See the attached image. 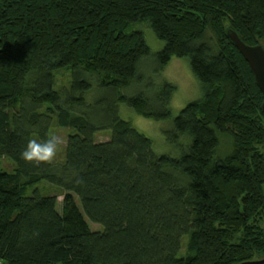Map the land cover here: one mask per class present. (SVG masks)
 Here are the masks:
<instances>
[{"label":"trees","instance_id":"obj_1","mask_svg":"<svg viewBox=\"0 0 264 264\" xmlns=\"http://www.w3.org/2000/svg\"><path fill=\"white\" fill-rule=\"evenodd\" d=\"M142 24L165 42L158 69L188 58L203 85V98L174 119L172 138L188 140L180 157L157 154L116 105L168 119L174 84L159 89L157 110L144 93L90 102L99 86L115 92L142 77L152 56ZM230 29L264 45V0H0V262L264 258L263 95ZM62 70L69 83L57 87ZM55 125L74 130L64 158L25 162L28 141L47 140ZM109 128L110 139L98 141ZM222 136L232 142L226 154ZM42 181L62 190L61 211L57 195H26Z\"/></svg>","mask_w":264,"mask_h":264},{"label":"rangeland","instance_id":"obj_2","mask_svg":"<svg viewBox=\"0 0 264 264\" xmlns=\"http://www.w3.org/2000/svg\"><path fill=\"white\" fill-rule=\"evenodd\" d=\"M140 26V25H139ZM143 26V24L141 25ZM143 33L148 46L151 49L152 56L143 63L142 77L140 80H135L126 87L119 88L115 92L104 91L102 86L96 88L93 99L90 102L104 97L111 99L120 95L126 97H133L139 93H144L153 102L152 108L160 109V104L157 102V94L161 86L166 83H172L176 86L175 92L170 102L171 116L168 119L148 118L138 113L133 107L126 102H116L119 115L125 120L129 121L136 129L148 136L153 143L155 152L159 155L167 154L173 157H180L186 151L187 143L186 137L179 136L178 140L172 138L174 130V119L180 114V111L190 102L202 99L204 96L203 85L192 71L190 60L185 57L174 56L168 62L164 69H158V62L154 57L156 53L164 48V40L157 37L149 25L142 28L139 27ZM146 63V64H145ZM70 73L67 70H62L56 75V85L61 87L69 83ZM108 99V98H107ZM103 117L102 113H97V119ZM53 134L59 136L62 143L58 149L55 160L64 158L65 146L67 137L74 132L73 129L62 128L58 125L53 127ZM112 129H105V131L98 132L96 138L98 141H106L111 137ZM231 139L228 136H222L220 153L226 154L231 147ZM2 167L7 171H14L15 164L8 158L2 159ZM36 189L43 194H54L58 196V208L61 211L63 206L62 190L42 181L36 186L30 187L26 191V195H31ZM79 207L81 203L79 198H76ZM92 230H100L102 227L99 224L91 222L88 218ZM186 241V240H185ZM185 247V246H184ZM0 264H3L0 262Z\"/></svg>","mask_w":264,"mask_h":264},{"label":"water","instance_id":"obj_3","mask_svg":"<svg viewBox=\"0 0 264 264\" xmlns=\"http://www.w3.org/2000/svg\"><path fill=\"white\" fill-rule=\"evenodd\" d=\"M229 38L248 62L256 83L263 95L262 111L264 113V45H250L244 42L235 30L228 31ZM240 264H264V258L245 261Z\"/></svg>","mask_w":264,"mask_h":264},{"label":"clouds","instance_id":"obj_4","mask_svg":"<svg viewBox=\"0 0 264 264\" xmlns=\"http://www.w3.org/2000/svg\"><path fill=\"white\" fill-rule=\"evenodd\" d=\"M61 143V138L56 135L50 136L44 141L30 139L26 149L21 153V158L25 162L35 163L36 165L42 163L51 164L57 156Z\"/></svg>","mask_w":264,"mask_h":264}]
</instances>
